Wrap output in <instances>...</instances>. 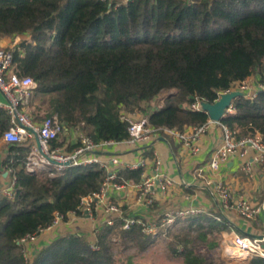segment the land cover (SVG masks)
<instances>
[{
    "label": "trees",
    "instance_id": "1",
    "mask_svg": "<svg viewBox=\"0 0 264 264\" xmlns=\"http://www.w3.org/2000/svg\"><path fill=\"white\" fill-rule=\"evenodd\" d=\"M22 35L28 38L11 49L15 70L38 83L32 101L39 97L46 105L39 119L57 114L96 142L123 140L129 125L121 112L145 111L144 102L165 94L147 113L149 121L182 132L210 119L193 103L215 102L257 75L256 95L236 98L221 123L237 138L260 134L264 141V0H0V38ZM9 126L0 108L3 134ZM9 151L3 165L14 169L17 185L13 199L0 196V264H115L114 245L146 249L169 230L146 234L138 225H104L94 243L85 234L66 233L28 260L20 241L51 226L57 213L67 221L84 196L100 190L108 172L93 164L55 177L33 174L24 167L27 145L9 144ZM142 173L124 168L117 180L140 181ZM221 215L178 218L185 232L169 244L171 257L184 264H233L200 250L219 245L227 229L216 218ZM249 264H264V258Z\"/></svg>",
    "mask_w": 264,
    "mask_h": 264
},
{
    "label": "built area",
    "instance_id": "2",
    "mask_svg": "<svg viewBox=\"0 0 264 264\" xmlns=\"http://www.w3.org/2000/svg\"><path fill=\"white\" fill-rule=\"evenodd\" d=\"M12 48L14 47L0 46V91L5 96V101L0 102V108L6 110L10 116V126L5 130L3 140L9 144L25 143L29 147L28 155L24 161L26 171L55 177L69 167L98 164L108 172L100 190L84 196L77 209L68 213V219L79 216L96 219L97 214L100 213L101 218L99 223L97 222L100 225L98 230L104 225H118L124 230H129L138 225L146 234H157L160 228L172 225L178 217L197 215L202 212L200 208H188L176 213L168 212L160 226L148 224L142 217L126 214L120 204L112 201V197L116 193L133 186L139 192L141 199L143 198L152 204L154 195L167 193L173 184V180L163 168L161 156L157 152H154L150 158L147 156L152 151V143L158 133L163 130L151 125L149 114L141 111L123 110L121 112V119L129 125V136L123 140L96 142L84 133L69 129L60 121L57 114L37 121L31 114L29 106L38 88V83L31 76H20L16 72ZM247 79L237 82L231 90L225 92L242 90L248 97H254L257 92L252 95L248 94L250 84ZM201 102L198 100L191 105V108L203 110ZM233 111L232 105L228 112ZM213 122L216 121L209 119L205 124L188 127L182 132L171 129L164 130L177 136L193 153H197L200 139L209 131ZM217 123L223 129L224 139L211 155L209 165L212 171H219L232 157L241 159L243 168L249 172L254 164L264 165V141L260 134L237 138L228 126L221 121ZM67 133L75 137L74 146L71 149L63 146V144H58L62 136ZM111 146H127L134 149L139 158L137 162H122L113 157L112 163L117 164L122 169L136 170L150 167L152 171L149 174L144 173L140 182L134 183L130 180L119 182L117 180L119 171L112 169L109 160L103 156V152ZM251 152H254V155L249 158ZM5 174L7 179L6 183L0 185V196L13 199L16 194L17 176L11 166L5 167ZM209 183H213V181L210 180ZM213 191L220 196L224 207H235L247 219H253L259 211L246 199L235 197L229 186L222 181L214 182ZM64 221L63 215L57 213L51 226L23 238L20 243L25 246L26 259L31 260L32 258L29 251L31 243L35 242L45 230L56 227ZM233 245L234 248L242 251L246 258H264V233L261 236L238 234L234 238Z\"/></svg>",
    "mask_w": 264,
    "mask_h": 264
},
{
    "label": "crops",
    "instance_id": "3",
    "mask_svg": "<svg viewBox=\"0 0 264 264\" xmlns=\"http://www.w3.org/2000/svg\"><path fill=\"white\" fill-rule=\"evenodd\" d=\"M10 41L11 37L0 38V45H7ZM247 80L250 84L248 94L252 95L261 88L257 75L250 76ZM32 99L29 110L33 103ZM156 99L157 97L151 103L144 102L145 111L141 112L146 114L152 109L160 107L163 102ZM1 101H5V96L0 91ZM30 112L37 121H42L43 118L39 119L38 112L36 114L32 110ZM223 139L224 132L221 125L213 122L209 131L199 141V151L193 153L177 136L166 130L160 131L152 143V151L147 156L152 157L154 152L161 156L163 168L173 180L168 192L154 195L153 203L149 204L145 199L140 198L135 187L129 186L116 193L112 197V201L120 204L126 214L142 217L148 224L159 226L168 212L176 213L188 208H200L202 210L200 214L220 212L221 217L217 216L216 218L219 221L222 220L221 222H224L227 227L220 236L224 250L222 258L228 263L249 264L252 258L244 257V253L234 252L233 244L234 238L238 234L261 236L264 233V165L254 164L249 172L243 168L241 159L232 157L219 171H212L209 165L211 155L222 144ZM61 142L63 146L71 149L74 146L75 137L67 133L62 136ZM23 145L26 144L23 143ZM9 152V143L3 140V130L0 129V185L6 183L7 176L3 161ZM253 155L254 152H251L249 158H252ZM103 156L109 160L110 167L118 171L122 168L112 163L113 157L122 162H137L139 159L137 152L127 146H111L103 152ZM151 171L150 167L143 168L141 179L144 173L149 174ZM210 180L213 183H209ZM140 181H134V183ZM218 181L229 186L235 197L246 199L259 209L253 219L243 217L235 207L226 208L223 206L220 196L213 191V184ZM100 218V213L97 214L96 219L80 216L69 217L67 221L41 233L37 240L31 243L29 251L34 256L36 251L66 233L85 234L94 243L97 228L100 226L98 225ZM232 256H235V260Z\"/></svg>",
    "mask_w": 264,
    "mask_h": 264
},
{
    "label": "rangeland",
    "instance_id": "4",
    "mask_svg": "<svg viewBox=\"0 0 264 264\" xmlns=\"http://www.w3.org/2000/svg\"><path fill=\"white\" fill-rule=\"evenodd\" d=\"M26 38H28L27 35L11 38V41L7 43V45L3 46L8 48L14 47L17 44H20V42ZM164 96L165 94L159 95L156 100H160ZM44 103L45 102H43V100L39 97L35 98L33 100L30 110H32L35 114L36 112H39V115H41L43 112V107L46 106L44 105ZM175 223L170 225L168 231L163 229L164 231H162L157 241L146 249H141L139 246L135 245L124 248L120 245V242L114 245L112 248V252L115 258V264H184L182 259H175L172 258L170 255L171 251L169 249V244L172 242V240L175 239V235L178 232H185V230L181 228L183 223ZM217 242L219 243L218 246H201V252H203L207 257H222L224 250L220 242V237H218Z\"/></svg>",
    "mask_w": 264,
    "mask_h": 264
},
{
    "label": "water",
    "instance_id": "5",
    "mask_svg": "<svg viewBox=\"0 0 264 264\" xmlns=\"http://www.w3.org/2000/svg\"><path fill=\"white\" fill-rule=\"evenodd\" d=\"M243 95L245 93L242 90L221 93L215 102L202 101L203 111L209 114L211 120L220 122L233 105L234 100Z\"/></svg>",
    "mask_w": 264,
    "mask_h": 264
},
{
    "label": "bare ground",
    "instance_id": "6",
    "mask_svg": "<svg viewBox=\"0 0 264 264\" xmlns=\"http://www.w3.org/2000/svg\"><path fill=\"white\" fill-rule=\"evenodd\" d=\"M230 252H231V251H230ZM234 252H239V253L243 254V252H242V251H239L238 248H235V249H234ZM232 258L235 260V256H232Z\"/></svg>",
    "mask_w": 264,
    "mask_h": 264
}]
</instances>
